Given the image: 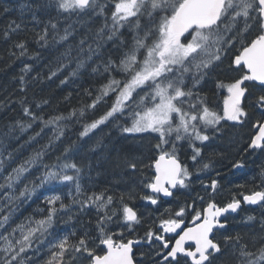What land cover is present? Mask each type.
Instances as JSON below:
<instances>
[{
	"label": "trees",
	"instance_id": "1",
	"mask_svg": "<svg viewBox=\"0 0 264 264\" xmlns=\"http://www.w3.org/2000/svg\"><path fill=\"white\" fill-rule=\"evenodd\" d=\"M120 1L81 9L75 0H0V264H83L105 240L142 239L144 195L170 145L139 130L146 111L124 100L158 59L152 23L165 11L143 4L125 18ZM257 10L255 0H235L224 22L200 29L205 39L163 85L197 89L193 110L220 111L227 88L247 76L233 59L263 32ZM246 88L237 120L199 125L195 137H177L169 148L186 159L189 190L216 181L212 199L221 206L264 195V145L250 147L264 122V87L247 81ZM145 90L139 86L131 101ZM186 191L176 194L180 203ZM127 206L140 214L133 232ZM229 228L215 264H264V202L243 206Z\"/></svg>",
	"mask_w": 264,
	"mask_h": 264
},
{
	"label": "water",
	"instance_id": "2",
	"mask_svg": "<svg viewBox=\"0 0 264 264\" xmlns=\"http://www.w3.org/2000/svg\"><path fill=\"white\" fill-rule=\"evenodd\" d=\"M93 0H77L81 8H87ZM137 2V0H133ZM222 0H186L178 12L177 24L183 28L185 32L192 30L194 27L203 26L211 27L216 24L221 17ZM262 7V19L264 22V0H259ZM233 64L236 68L244 67L249 75V80L254 83L264 86V34L259 39L255 40L250 46L244 49L237 56ZM245 80H241L231 91L230 95L223 104V110L226 115L235 114L238 107L243 103L246 95L244 89ZM264 143V123L258 129V132L252 142V148H260ZM239 168V167H237ZM181 164L176 159H167L162 156L156 164V170L159 174L157 185L162 188L163 177L160 175L165 173L172 177V189L175 185L181 184L179 180L181 173ZM216 186V183L214 184ZM160 188L153 187L154 191ZM264 201L262 193H256L244 198L243 202L246 206L257 207ZM243 203H232L225 208H219L212 203L206 209L207 220L201 226L186 230L183 235L176 241L171 253L166 257L168 259H176L184 253L185 247L188 244H194L196 249L194 252L186 253L194 264H206L208 254L214 250L219 253V246L212 241L214 231L219 228H224V225H219V221L224 219L228 214H235L242 207ZM128 218L134 220L137 214L133 209L127 210ZM170 226V225H169ZM173 227V228H172ZM171 226L170 232H180V230ZM107 249V254L104 257H96L94 264H133L131 257L132 242L126 245L115 247L112 241L104 242ZM170 245L167 247L169 248ZM199 256V258H197Z\"/></svg>",
	"mask_w": 264,
	"mask_h": 264
},
{
	"label": "rangeland",
	"instance_id": "3",
	"mask_svg": "<svg viewBox=\"0 0 264 264\" xmlns=\"http://www.w3.org/2000/svg\"><path fill=\"white\" fill-rule=\"evenodd\" d=\"M157 1L163 3L166 6L169 15H167V18H163L165 24L163 25V29L161 31V37L159 34L160 37L159 43H160V48H162L161 51L162 53L158 54V62L156 65L154 64V67H152L151 70L146 69L143 72L140 80H138V81L142 80L146 82V90H145L146 93L144 94L143 98L136 100L134 103L137 104L144 103L145 106L146 105L148 106L149 104L152 103V101L156 99V93L158 92L156 88L159 87L160 83L165 82V80L169 78L170 74L176 75V73H178L177 68L174 67L177 66L178 63L179 65L186 64L188 58L187 56L190 55V53L194 51L196 48V46L194 47L193 44L198 45L199 41L205 39V37L202 34H200V32H197L195 34L196 37L194 36V39L192 38L185 44L184 42L180 41L181 32L176 27V15L173 16V12L174 14L176 13V11L181 6L180 4H182L184 0H139L137 3H133L132 0H121L118 3L117 10L125 18L135 16L136 10L139 11L140 9H142L143 4L147 5L149 3H153L156 5V6L147 5V9L150 11V13H152L153 11L159 12L165 10L163 4L158 5ZM234 3L235 0H230L228 4H227V0L225 1V5L227 4L226 8L229 9L228 10L229 12L232 11ZM151 15L152 14H147L148 17ZM164 16L165 15L162 14L161 18ZM154 22L152 23L153 25ZM184 53L185 54L189 53V54L185 56ZM173 56L176 58H173ZM172 63L174 64L171 65ZM138 85H140V83ZM135 88L136 90L139 89L138 86H135ZM230 88H227V94L229 93ZM136 90H133V88L128 89V91L130 92H134ZM167 90H169V88ZM161 95H162V99H161ZM159 96H160V101L155 100L156 103L152 106V108H149L145 114L141 115L139 118L136 119L135 125L139 128V130L151 131L157 128L158 125L157 121L158 122L163 121L165 118L170 116L171 112L173 116H177L178 118H181V114L178 111L176 105L165 94L164 90H162L159 93ZM124 101L128 103V106H131L132 101H130L129 99ZM189 101H190L189 99L186 100V102ZM211 116L212 119L210 120ZM224 120H227L226 115H224L222 111H218L216 113L215 107L210 106V108L204 109V112H202L200 116H197V118L194 119V123L200 125L201 123L214 122V124L217 125L222 123ZM234 120L235 119H232L231 121ZM191 159L192 161H194L192 157ZM126 222L130 224V222H128L127 220Z\"/></svg>",
	"mask_w": 264,
	"mask_h": 264
},
{
	"label": "flooded vegetation",
	"instance_id": "4",
	"mask_svg": "<svg viewBox=\"0 0 264 264\" xmlns=\"http://www.w3.org/2000/svg\"><path fill=\"white\" fill-rule=\"evenodd\" d=\"M178 29V28H177ZM203 28H194L193 31L189 33H184L182 30L178 29L181 32L180 41H185L190 34H194ZM155 181V179H154ZM153 181V183H154ZM209 182L206 184V190H199L197 193L190 191L184 194V202L180 203V201L173 200L168 202H164V197L162 194H156L150 192L148 201L156 202L157 204L166 203L164 206L158 208L155 212H149L146 210V219L152 218V215H159L165 219L164 222H159L157 220L153 225L147 226L145 230H143V235L141 239V244L138 246H134L133 249V259L135 264H193L184 254L177 257L176 260H165V258L169 255L172 250L173 245L178 240V238L185 232L187 229L192 227L201 226L205 221V210L207 206L212 202L211 193L209 190ZM177 190V189H176ZM176 190L173 192L176 193ZM162 201V202H161ZM179 204V206L177 205ZM237 215H227L226 218L220 221V224H226L227 227L224 229H217L215 231L213 241L217 243L221 250L223 245L227 246L231 240L230 237V228L229 224L232 223L234 218ZM170 222L176 224L177 229L180 232L175 233H164L163 224ZM160 239H164V242L159 241ZM170 245L171 248L166 249V245ZM117 245V243H116ZM195 250V246L190 244L187 245L185 251L193 252ZM106 250L104 249L100 256L105 255ZM221 253L216 254L214 251L209 254V261L206 264H215L216 260H220ZM91 261H82L83 264H93Z\"/></svg>",
	"mask_w": 264,
	"mask_h": 264
},
{
	"label": "bare ground",
	"instance_id": "5",
	"mask_svg": "<svg viewBox=\"0 0 264 264\" xmlns=\"http://www.w3.org/2000/svg\"><path fill=\"white\" fill-rule=\"evenodd\" d=\"M199 171V170H198ZM211 174V173H210ZM218 184V183H217ZM246 207H252V206H246ZM237 231V230H236ZM238 232V231H237ZM104 249V248H103ZM96 256V255H95ZM102 256V255H101ZM93 262V261H92Z\"/></svg>",
	"mask_w": 264,
	"mask_h": 264
}]
</instances>
